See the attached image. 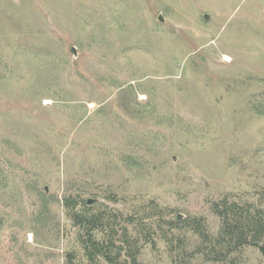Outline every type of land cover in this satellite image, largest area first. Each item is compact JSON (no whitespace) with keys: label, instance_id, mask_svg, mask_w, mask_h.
Segmentation results:
<instances>
[{"label":"rangeland","instance_id":"obj_1","mask_svg":"<svg viewBox=\"0 0 264 264\" xmlns=\"http://www.w3.org/2000/svg\"><path fill=\"white\" fill-rule=\"evenodd\" d=\"M65 196L144 264H264L212 206L264 208V0H0V264H110Z\"/></svg>","mask_w":264,"mask_h":264},{"label":"trees","instance_id":"obj_2","mask_svg":"<svg viewBox=\"0 0 264 264\" xmlns=\"http://www.w3.org/2000/svg\"><path fill=\"white\" fill-rule=\"evenodd\" d=\"M84 204L82 199L70 202L69 196L63 199V205L67 209L69 216L76 225L84 228V236L81 238V244L89 260H94L100 256L110 264H144L138 260V254L141 248L139 239H132L125 233H128L126 225L120 230L119 239H116L117 230L113 226L108 228V238L104 244L95 238L94 218L90 211L76 210V204ZM85 205V204H84ZM214 212L221 218V227L218 236L215 239L216 244L220 246L221 252H232L244 245L256 246L264 258V208L251 205H239L235 202L229 203L227 198H223L213 203ZM196 232L202 233L198 227ZM114 240L120 241L121 245H116ZM149 239H143L148 241Z\"/></svg>","mask_w":264,"mask_h":264},{"label":"water","instance_id":"obj_3","mask_svg":"<svg viewBox=\"0 0 264 264\" xmlns=\"http://www.w3.org/2000/svg\"><path fill=\"white\" fill-rule=\"evenodd\" d=\"M204 17L207 18L208 17V14H204ZM159 19L162 20V17L160 16ZM71 50L75 54V47H71ZM87 202L88 203H91L92 202V199H88Z\"/></svg>","mask_w":264,"mask_h":264},{"label":"bare ground","instance_id":"obj_4","mask_svg":"<svg viewBox=\"0 0 264 264\" xmlns=\"http://www.w3.org/2000/svg\"><path fill=\"white\" fill-rule=\"evenodd\" d=\"M226 58V60H229V58H227V57H225Z\"/></svg>","mask_w":264,"mask_h":264}]
</instances>
